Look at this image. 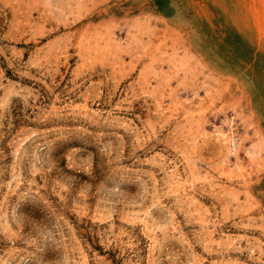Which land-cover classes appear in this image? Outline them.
I'll return each mask as SVG.
<instances>
[{"label":"rangeland","instance_id":"rangeland-1","mask_svg":"<svg viewBox=\"0 0 264 264\" xmlns=\"http://www.w3.org/2000/svg\"><path fill=\"white\" fill-rule=\"evenodd\" d=\"M0 264H264V0H0Z\"/></svg>","mask_w":264,"mask_h":264},{"label":"built area","instance_id":"built-area-1","mask_svg":"<svg viewBox=\"0 0 264 264\" xmlns=\"http://www.w3.org/2000/svg\"><path fill=\"white\" fill-rule=\"evenodd\" d=\"M239 142H240V136L239 135H234L231 139H230V142H229V146L230 148L234 151L235 149H238V145H239Z\"/></svg>","mask_w":264,"mask_h":264}]
</instances>
